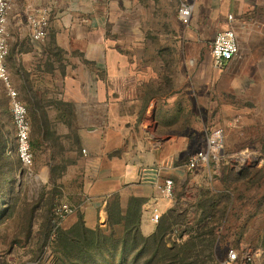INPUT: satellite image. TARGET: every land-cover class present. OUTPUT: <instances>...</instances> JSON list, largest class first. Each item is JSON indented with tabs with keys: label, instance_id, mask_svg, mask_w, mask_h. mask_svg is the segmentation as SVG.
Masks as SVG:
<instances>
[{
	"label": "rangeland",
	"instance_id": "374dc122",
	"mask_svg": "<svg viewBox=\"0 0 264 264\" xmlns=\"http://www.w3.org/2000/svg\"><path fill=\"white\" fill-rule=\"evenodd\" d=\"M179 3L108 2L102 10L105 30L140 66L158 69L160 64L164 84L173 86L176 81L186 88L187 80L188 89L193 88L194 135L181 160L187 163L207 134L223 129L227 156L216 174L204 168L180 170L172 206L155 225V231L163 222L169 226L160 243L141 233L143 238L125 247L120 228L102 253L93 249L78 255L73 241L66 252L59 238L63 231L74 235L81 220L85 222L80 203L87 196L75 134L58 135L54 121L51 131L38 98L46 88L44 104L54 102L60 86L38 85L31 92L21 88L24 100H34L29 117L35 163L29 171L18 157L10 100L0 80V128L7 139L0 159V264H246L247 252L253 254L252 264H264V69L241 68L239 59L216 66L210 50L216 33L186 32L177 18ZM243 150L248 153L240 161ZM59 203L73 208L60 220L53 212ZM99 215L103 222L105 213ZM181 245L192 254L187 260L176 255ZM230 249L238 253L237 260L227 259Z\"/></svg>",
	"mask_w": 264,
	"mask_h": 264
},
{
	"label": "crops",
	"instance_id": "0c3cea01",
	"mask_svg": "<svg viewBox=\"0 0 264 264\" xmlns=\"http://www.w3.org/2000/svg\"><path fill=\"white\" fill-rule=\"evenodd\" d=\"M108 2L117 0H14L7 18V63L19 94L22 86L30 92L38 85L60 86L54 102L44 104L46 88L38 98L50 130L54 121L58 135L73 132L81 147L87 199L80 207L86 225L107 226L113 201L125 210L136 197L141 232L150 235L156 227L153 207L164 213L173 203L159 195L156 183L165 177L175 180L186 168L181 154L194 135L193 88L185 80L186 88L178 92L176 81L163 83L160 64L158 69L140 66L127 56L105 30L102 10ZM35 10L48 11L47 35L41 40L32 38L27 20ZM229 27L238 33L235 59L241 68L263 70L264 0H195L186 32L217 33ZM21 99L33 110V98ZM100 213H105L103 222Z\"/></svg>",
	"mask_w": 264,
	"mask_h": 264
},
{
	"label": "built area",
	"instance_id": "2783aa9c",
	"mask_svg": "<svg viewBox=\"0 0 264 264\" xmlns=\"http://www.w3.org/2000/svg\"><path fill=\"white\" fill-rule=\"evenodd\" d=\"M14 0H0V80L3 82L6 94L10 99V112L16 130L17 152L22 165L29 171H33L35 156L31 145V121L26 103L21 99L20 94L13 84L10 70L7 63L9 45L7 41V18L8 12ZM195 0H180L178 5V18L184 26L192 23ZM47 10L31 11L27 20L29 23L32 38L41 40L47 35L48 17ZM40 16V17H39ZM232 19V16H230ZM211 55L214 63L219 68L234 60L240 51L238 33L233 27L219 31L215 34L210 43ZM226 137L223 129H219L207 134L204 146L190 157L186 164L187 170L194 171L200 168L207 170L209 174H216L220 163L226 158L225 151ZM85 153L86 150L83 149ZM246 150L240 152L238 159L244 161ZM250 153L248 154V156ZM259 158V156H256ZM214 171V172H213ZM156 188L160 196L173 200L175 195V180L172 177H165L156 183ZM54 214L58 220L64 219L73 212V208L68 203H59L54 207ZM162 212L157 206L153 207L151 221L159 223ZM239 258L234 249H230L227 259L235 261ZM246 264H252L254 257L251 252L245 253L243 257Z\"/></svg>",
	"mask_w": 264,
	"mask_h": 264
},
{
	"label": "trees",
	"instance_id": "16d2710c",
	"mask_svg": "<svg viewBox=\"0 0 264 264\" xmlns=\"http://www.w3.org/2000/svg\"><path fill=\"white\" fill-rule=\"evenodd\" d=\"M4 134V131L0 128V159L7 143V139L4 138ZM140 209L141 201L136 197H132L130 199L129 205L125 210L121 209L118 202L113 201L109 207V217L105 228L100 226L94 228L88 227L85 222L81 220V227H76V229L79 230L76 231L74 235H69V231H63L61 237L59 238L60 244L66 252H70L71 242L73 241L77 246L76 252H78V255H84L85 253L91 254L90 251H93V249L102 253V251H104L103 248L105 247V242H112V239H114L113 237L117 234L118 230L122 228V230H124L121 241L123 246L126 247L129 243L134 245L137 240L143 238L140 229ZM168 227L169 226L166 224L164 225L163 222L156 231L145 238L153 239L160 243V241L165 240V236L167 235V232H169ZM185 244L187 243H184L183 245ZM183 245L180 246L181 248L179 247V249H177V253L179 254L176 255L182 260H187L189 256H192V254H190L189 250H187V248ZM194 261L195 259L193 262Z\"/></svg>",
	"mask_w": 264,
	"mask_h": 264
}]
</instances>
